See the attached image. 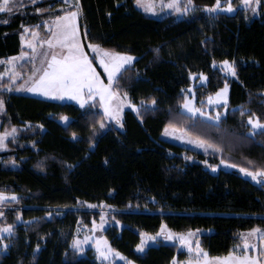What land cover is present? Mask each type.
<instances>
[{
	"label": "trees",
	"instance_id": "1",
	"mask_svg": "<svg viewBox=\"0 0 264 264\" xmlns=\"http://www.w3.org/2000/svg\"><path fill=\"white\" fill-rule=\"evenodd\" d=\"M213 3L194 0L199 10L191 17H155L135 0H79L85 41L137 57L120 77V91L137 106L156 101L139 115L125 110L122 127L100 129L103 114L92 106L2 92L6 122L29 126L23 131L26 143L9 140L10 152L0 153V191L19 197L4 205L0 218V225L15 226L0 264H98L91 254L78 256L69 237L81 220L89 224L98 216L89 203L111 208L122 227L109 229L107 237L138 264H172L184 256L178 244L163 238L141 254L135 251L140 233L156 234L161 224L177 232L206 231L201 240L209 256L226 255L241 233L264 228V184L238 168L213 171L203 163L224 158L242 167L249 160L264 165V134L249 138L246 124L253 112L264 120V17L247 19L240 8L202 10ZM28 17L37 24L36 14L0 20V59L21 51V23ZM225 59L235 63L233 78L222 70ZM201 73L206 79L195 86L199 96L229 85L219 131L181 110L193 77L198 83ZM241 106L251 111L242 117ZM169 123L220 144L223 154L206 156L165 140ZM17 212L24 221L18 225Z\"/></svg>",
	"mask_w": 264,
	"mask_h": 264
},
{
	"label": "snow or ice",
	"instance_id": "2",
	"mask_svg": "<svg viewBox=\"0 0 264 264\" xmlns=\"http://www.w3.org/2000/svg\"><path fill=\"white\" fill-rule=\"evenodd\" d=\"M35 4L36 0H30ZM136 4L142 7L147 12L155 13L157 11V4L160 10L170 9L176 13H188L195 8L194 0H184L183 4L181 0H135ZM68 3V0H65ZM241 3L245 8H251L255 13L258 7L264 3V0H241ZM23 7L17 0H0V13L7 12L9 14L13 11H19ZM75 10L66 11L63 15H57L49 27L48 22H45V27H49L51 35L47 39L39 41L40 45H47V49H41L42 55L40 56V66H36V59L38 56V45L36 39L39 36L36 30L39 26L33 28L24 27V33L31 31V39L25 40L24 34H21L22 44H27L31 49V52L21 51L19 56L8 57L7 62L13 65L11 80L15 81L18 77H22L23 73L15 72L14 61L22 60L24 57H29L32 61L33 70L28 79L18 85V88H27L28 91L34 93H41L45 96H58L63 98L65 96L71 99L77 100L81 107H84L89 102L95 106V98H99L100 108L103 109V118L97 123L100 129L105 127L104 118L116 121L117 124L121 123L122 110L125 104H131V100L128 97V93L120 91V77L123 72L127 70V66H131L135 57L126 52H116L113 50L105 49L98 44H88V47L95 53V58L99 61V64L103 67L104 72L107 74V83L101 79L100 74L93 66L92 60L89 59L88 54L84 51V46L80 41V33L77 27V16L80 14L79 0H76ZM234 9L231 0H225L222 6V0H215L211 6L205 5L204 10L212 13L217 10H224L232 12ZM36 12L42 11L39 8L35 9ZM7 23V21H3ZM59 49V51H57ZM158 52V49L156 50ZM222 70L230 73L232 76H236V67L234 62H230L227 59L220 62ZM6 73H0V76H4ZM190 75H195L190 73ZM200 79L204 80L206 77L203 73L200 74ZM0 87H6L0 85ZM228 84L225 83L224 87L219 89L215 93V101L212 96H209L208 102L212 104L214 102L223 101V106L227 109L228 104ZM155 99L151 101H141L140 106L131 104V107L136 110L137 115L140 113V108L144 107L146 110L151 105L154 106ZM182 107L189 113L195 116L197 113L201 117H205V123H212L214 127L219 131V122L224 117V113L219 111L212 114L208 111H204L202 108H198L194 105L193 100L189 99V96L185 94ZM4 110V100L0 98V111ZM251 111L243 106L240 108L241 116L243 117L246 112ZM61 119H67L62 116ZM246 124L248 126L247 133L250 134L249 138L260 134H264V120H261L253 112L247 116ZM42 127V125H41ZM95 127V126H94ZM17 131L13 126L10 131L0 133V148L7 147L5 140L9 135H14ZM164 132L166 135H176L179 133L178 138L181 140H188L190 143L195 144L197 147L204 149L205 153L212 150L215 153L223 154V148L220 144L213 143L210 140L203 139L199 136L192 137L185 129L177 128L174 124L165 125ZM75 138L76 133H72ZM91 143V141H90ZM186 159L191 160V156H186ZM16 161H12L15 163ZM203 163L208 165L215 171L218 167L217 164H208L207 160ZM223 165H229L228 159L222 158L219 162ZM247 167H242L238 164H230L233 168H238L241 173L251 177L253 181L259 184H264V165H257L254 161L249 160ZM41 165H38V167ZM72 167V165H68ZM19 197L15 192L6 193L0 191V217L5 215L3 206L14 201H18ZM49 212L47 215H51ZM16 220L21 219V214L16 213ZM35 219V218H33ZM104 216L101 214V223L96 225L93 223V229L96 227H103ZM166 226L161 224V231L155 235H149L146 233H140V243L136 245L138 251H143L148 241H157V238L163 236L164 240H179L180 244L187 247L189 253H195V260H188L187 264H264V230L260 228H252L247 234L241 233L242 245H236L234 250H230L224 256L209 257L208 253L200 247V241L197 238L195 240V247L193 248V237L198 235L197 232L189 230L187 233H173L171 230L165 231ZM14 232L13 224L0 225V233H8L11 235ZM260 237L259 245L253 243L251 238L253 236ZM5 236L0 235V252H4L9 248V243L5 242ZM89 240L88 236H85L83 240L75 238L72 242V248L79 253L84 252L83 245ZM39 248V244L36 246ZM249 250L254 255L249 254ZM95 251L97 259H103L108 261L109 264L113 256H118L122 260H126L127 264H135V261L127 259L121 253L113 249L105 239L99 238L95 244ZM240 252L242 254H237ZM173 264H177L175 257L173 258ZM184 264V262H179Z\"/></svg>",
	"mask_w": 264,
	"mask_h": 264
},
{
	"label": "rangeland",
	"instance_id": "3",
	"mask_svg": "<svg viewBox=\"0 0 264 264\" xmlns=\"http://www.w3.org/2000/svg\"><path fill=\"white\" fill-rule=\"evenodd\" d=\"M44 1H46V0H36V3L33 4V3L30 2V0H17V2L19 4L23 5V7H21L19 9V11H15L14 10L13 13H11V14H9L7 12L0 13V20L1 21H5L6 20L7 22H9L10 18L13 17L16 14H24V15H27V14L28 15H31V14L34 15V14H36L37 18H35V20H36L37 24L34 25V23L29 22V20H30L29 17H28L27 21H23L21 23L20 38H21V34L22 33L24 34L25 40H28V39L32 38L31 37V31H29L28 33H24V27H29L31 29V28H33V27H35L37 25L39 26L36 29L38 31V33H39V36L36 39V43L38 45V56H37V59H36L35 63H36L37 67L40 66V56L42 55L41 49H47V45H40L39 41L43 40V39H47V37L51 35V32L49 31V27L51 26V24H52V22L54 20V17L57 16V15H63L64 12H66V11L75 10L74 6H75V3H76V0H68V3H65V0H53V1H57V3H53L52 0H47L49 4L47 5V8L44 9V8L41 7L42 5H40ZM183 2H184V0H181L182 4H183ZM224 2H225V0H222V6H223ZM231 3L234 6V9H233L232 12H234L237 8H240L242 13L244 14V16L247 19H253V18H256V17H264V3H262L258 7V9H257V11L255 13L252 12L251 8H245V6L241 3V0H231ZM135 6L138 9H140L141 11L145 12L146 14H149V15L155 16V17H162V16H166V15H170V14H173V15H175L177 17H191V16L194 15V13L196 11L199 10V7H197L195 5V8L190 10L186 14L185 13H176V12L170 10V9L160 10L159 6L157 4V11L155 13H152V12L145 11L142 7L138 6L136 4V2H135ZM36 8H39L42 11L36 12L35 11ZM202 10L204 12H207V11L204 10V8H202ZM218 11L227 12V11H224V10H217V11L212 12V13L207 12V14H214V13H216ZM228 13H231V12H228ZM80 18H81V10H80V14L77 16V27H78V30H79V33H80L81 44L84 46V51L88 54L89 59L92 60L93 66L95 67L96 71L100 74L101 79H103L104 82L107 83V74L104 72L103 67L99 64V61L95 58V53L93 52V50L88 47V44H90V43L85 41L84 34L82 32V28H81V24H80ZM45 22H48L49 27H45L44 26ZM93 44H96V43H93ZM98 45H100V44H98ZM100 46H102V45H100ZM102 47L105 48V49H108V48H106L104 46H102ZM22 50L25 51V52H29V53L31 52V49L28 47V45L27 44H22V41H21V51ZM109 50H111V49H109ZM21 51L18 54H16V55L7 56L5 58L0 59V67H1L0 73H6V75L0 76V85H5L6 86V87H0V98H3V100H4V97L2 96V92H8V93H18V94L32 95V96H36V97H39V98L60 102V103H74L75 105L80 106V104H79V102L77 100L71 99L70 97H67V96H65L63 98H60L58 96H45V95H43L41 93L30 92V91L27 90V88H18V85L24 83L28 79V76L31 75V72L33 70L32 61L29 59V57H24L22 60L14 61L13 62V64L15 65L14 71L23 73V76L22 77H18L17 80H15V81L11 80L13 65L8 64L7 58L8 57L19 56ZM57 51H59V49ZM116 52H120V51H116ZM126 53H128V52H126ZM128 54H130V55L135 57V60L131 64V66H132V65H134L137 57L135 55L131 54V53H128ZM127 67H129V66H127ZM226 73L228 74V76L230 78L234 77L230 73H228V72H226ZM195 77L196 76L193 77V81H192L191 85L189 86V88L187 89V92H186V94L189 96V99L193 100L194 105L196 107L202 108L204 111H208V112H210L212 114H215V112H217V111L226 114L227 110L223 106L224 102L222 100L218 101V102H214L212 104H209V102H208L209 96H212L214 101H215V93L219 89L223 88L224 86L219 87L216 91H213V92H210V93H205L203 96H199L198 95L199 90L195 89V86L197 84H199L200 82H204V80L200 79V81H198V83H194ZM121 93H123V92H121ZM227 96L229 97V85H228ZM131 104H134V103L131 101ZM131 104H125L124 105L123 110H122V118H123V114H124L125 110H127V109L134 110L131 107ZM90 106H92L93 108H97L103 114V109L100 108V102H99V98L98 97L95 98V106H93L92 103L89 102L84 107H90ZM181 110L184 113L191 115L194 120L197 119V118L206 120V118L205 117H201L199 115V113H197L195 116H193L191 113H189L182 106H181ZM134 111H136V110H134ZM4 112H5V101H4V110L0 111V133H4L5 131H10L11 128L13 127V126L9 125L8 122H6L7 120L4 118ZM104 119H105V127L103 129H107L109 126H112V125L116 124V121H114V120H110L108 118H104ZM28 126L29 125H27V124L25 126H23V127L15 125L17 131L15 132L14 135H9L6 138L5 143H6L7 147L0 148V153H2V154H6L7 153L8 154L10 152L9 140H12L17 145H19L21 143L22 144L26 143V142H24L25 139H23V131ZM176 127L180 128V129H185L187 131V133H189L192 137H197L196 134H194L193 132L189 131L187 128H181V127H178V126H176ZM178 135H179V133H177L176 135H166L164 130L162 132V137L165 140H168V141H171V142H174V143H177V144L192 148V149H194L196 151H200V152L204 153L206 156H211V154L215 153L212 150H209L207 153H205L204 149L197 147L195 144L190 143L186 139L185 140L179 139ZM208 164H214V163H211V162L208 161ZM215 164L218 165L217 168H219V167L226 168V169H230L231 168L230 164L229 165H223V164H220V163H215ZM249 178H251V177H249ZM87 208L91 209L92 211H96L98 216L97 217H93L90 220L89 224H86V223L83 222V220H81L82 226H78V227L74 228L72 230V232L70 233L69 237L71 239V245H72V242H73V240L75 238H79V239L83 240L85 236H88L89 240L83 245L85 250L82 253L76 252L78 254V256H85V255H90L91 254L98 264H109L108 261H103L102 258L101 259H97L96 251H95V244H96V242H97V240L99 238H103V239H105L107 241V243L113 249H115L111 245V242H110V240L107 237V231L109 229L113 228L114 226H118L119 228H121L122 225H121V223L115 221L113 213L111 212V208L108 205L104 204V203L99 204V205L98 204L89 203V204H87ZM3 211H4V206H3ZM101 214H103V216H104V225H103V227L102 228L101 227H96L95 229H93V223L94 222H95L96 225H99L101 223ZM23 222L24 221L22 219H20V220L17 221L16 225L21 224ZM14 229H15V226H14ZM260 229L264 230V228H260ZM167 230L168 229L165 228V231H167ZM192 231L193 232H197V230H192ZM172 232L173 233H187L188 231H186V232L172 231ZM205 232L206 231H204V230H198V235L193 237V241H194L193 248L195 247V240L198 238L199 241H200V247L205 251V247L203 246L202 240H201V235L203 233H205ZM146 234L155 235V234H150V233H146ZM0 235L5 236V238H6L5 242H8L9 238L11 237V235H9L8 233H0ZM160 238H163V236L158 237L157 241H148L147 244L145 245V248H144L143 251H138L136 249V247H135V251L137 253H140V254L143 253L145 250H147L148 247L156 246L157 242H158V240ZM257 238L258 237H255L254 239L251 238V241L253 243H256ZM165 241L166 242H173V243L178 244V246L180 247V252L184 253L183 257H178V256L175 257V259L177 261V264H179V262H184V264H187L188 260H190V259L191 260H195L196 254L194 252L193 253H189L187 247L181 245L179 240H165ZM115 250L118 251L119 253H121L119 250H117V249H115ZM6 251L0 252V255L6 253ZM121 254L124 257H126L123 253H121ZM110 264H127V262H126V260H122L118 256H113ZM135 264H138V263L135 261ZM172 264H173V262H172Z\"/></svg>",
	"mask_w": 264,
	"mask_h": 264
},
{
	"label": "crops",
	"instance_id": "4",
	"mask_svg": "<svg viewBox=\"0 0 264 264\" xmlns=\"http://www.w3.org/2000/svg\"><path fill=\"white\" fill-rule=\"evenodd\" d=\"M249 231H250V230H249ZM249 231H246V232H243V233H244V234H247ZM255 237H258L256 243L259 245V243H260V237H259L258 235H257V236H253L252 239H254ZM242 243H243V241H242V239H241L239 245H242ZM234 249H235V247H234ZM234 249H233V250H234ZM179 251H180V247H179ZM205 251L208 253V250H207V249H205ZM237 254H242V253L237 252ZM249 254L252 255V251H251V250H249ZM208 256H209V253H208ZM222 256H224V255H222ZM209 257H216V256H209Z\"/></svg>",
	"mask_w": 264,
	"mask_h": 264
},
{
	"label": "built area",
	"instance_id": "5",
	"mask_svg": "<svg viewBox=\"0 0 264 264\" xmlns=\"http://www.w3.org/2000/svg\"><path fill=\"white\" fill-rule=\"evenodd\" d=\"M254 254H257V253H254ZM254 254H253V255H254Z\"/></svg>",
	"mask_w": 264,
	"mask_h": 264
}]
</instances>
